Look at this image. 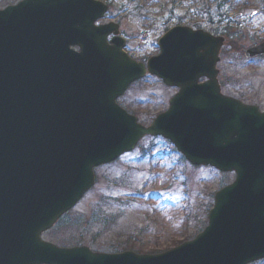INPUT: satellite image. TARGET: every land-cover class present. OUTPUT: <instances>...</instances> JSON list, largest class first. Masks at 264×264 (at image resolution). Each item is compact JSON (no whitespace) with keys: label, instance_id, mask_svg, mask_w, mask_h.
I'll return each instance as SVG.
<instances>
[{"label":"water","instance_id":"obj_1","mask_svg":"<svg viewBox=\"0 0 264 264\" xmlns=\"http://www.w3.org/2000/svg\"><path fill=\"white\" fill-rule=\"evenodd\" d=\"M105 12L92 0H23L0 10V264L264 259V113L220 94L215 67L224 40L176 28L144 66L123 53L116 27L94 26ZM260 56L264 42L245 51L247 59ZM146 74L178 89L149 127L115 104ZM200 78L207 81L198 84ZM145 136L168 140L193 166L235 174L214 195L203 232L153 256L42 241L93 186L94 168Z\"/></svg>","mask_w":264,"mask_h":264},{"label":"rangeland","instance_id":"obj_2","mask_svg":"<svg viewBox=\"0 0 264 264\" xmlns=\"http://www.w3.org/2000/svg\"><path fill=\"white\" fill-rule=\"evenodd\" d=\"M20 1L0 0V9ZM95 1L109 5L106 21L120 19L128 38L126 52L136 60L157 54L156 41L164 25L181 21L205 28L208 11L217 32L231 35L217 64L222 93L264 112V59L246 62L241 54L264 41V0H232L220 8L216 0ZM239 12L246 14L243 20H228ZM174 94L156 79L145 78L124 100L146 124L166 110ZM169 151L159 140L146 138L128 155L97 168L94 187L43 239L99 253L122 251L127 241L141 253L166 251L192 239L207 225L212 195L232 183L234 175L178 163Z\"/></svg>","mask_w":264,"mask_h":264},{"label":"flooded vegetation","instance_id":"obj_3","mask_svg":"<svg viewBox=\"0 0 264 264\" xmlns=\"http://www.w3.org/2000/svg\"><path fill=\"white\" fill-rule=\"evenodd\" d=\"M214 1L215 0H205L206 3H211V2L214 3ZM216 2L218 3V8H220L222 5H225V6L230 5L232 0H216ZM204 12L206 13L204 15H207V17H208L207 20L205 21V23L207 24V27L204 28V27L200 26V24H196V23H192V24L187 25V24H184V22L180 21L177 24L164 25V27L159 31L160 32L159 37L161 35L165 34L171 28H174V27H187V28H190L192 30L202 31L204 33H208V34L213 35V36H222V37H224L225 39L228 40L229 37H227V36H230V34L226 33L225 31L217 32V30L215 29V23H214V21L211 20V18H212L211 15L209 14L208 11L207 12L204 11ZM234 16H236V18L234 20H231L232 16H229L228 20L230 22L231 21L232 22H239V21H241V20H243L245 18L246 14L242 13V12H239V13H237ZM253 17H254V15L251 14L250 18H253ZM106 20H107L106 17H104L101 21H99L97 23V25L100 26V25H106V24H109V23L116 24L118 26V34H119V36L122 37L125 40V42H126L128 40V38H127L126 33L122 29V22H120V19L116 18V20H111V21H106ZM111 38L112 37L110 36L108 39L110 40ZM124 99H125V96H123L121 99H118L117 102H118V104L121 107H123L126 111H128V109L126 108V104H125V100Z\"/></svg>","mask_w":264,"mask_h":264},{"label":"trees","instance_id":"obj_4","mask_svg":"<svg viewBox=\"0 0 264 264\" xmlns=\"http://www.w3.org/2000/svg\"><path fill=\"white\" fill-rule=\"evenodd\" d=\"M131 245H133L131 242H129V241H127V243H126V246L122 249V250H133V251H136V252H138V253H141L139 250H137V249H135L134 248V246H131ZM149 253H153V252H149Z\"/></svg>","mask_w":264,"mask_h":264}]
</instances>
